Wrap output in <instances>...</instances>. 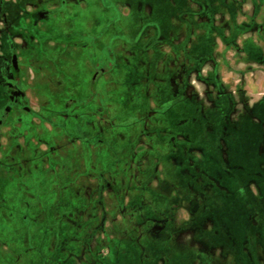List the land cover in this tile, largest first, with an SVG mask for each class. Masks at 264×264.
Instances as JSON below:
<instances>
[{
	"label": "rangeland",
	"instance_id": "374dc122",
	"mask_svg": "<svg viewBox=\"0 0 264 264\" xmlns=\"http://www.w3.org/2000/svg\"><path fill=\"white\" fill-rule=\"evenodd\" d=\"M27 1L2 13L28 110L0 128V264H264V0H230L228 35L222 0ZM202 64L248 87L174 98Z\"/></svg>",
	"mask_w": 264,
	"mask_h": 264
},
{
	"label": "crops",
	"instance_id": "0c3cea01",
	"mask_svg": "<svg viewBox=\"0 0 264 264\" xmlns=\"http://www.w3.org/2000/svg\"><path fill=\"white\" fill-rule=\"evenodd\" d=\"M211 5L216 6L217 9L227 10V11L223 12L224 15H227L226 17H227V24H228V28H226L222 31L225 35H228L227 29L229 31L230 20H232V24H235V21H237L236 19H237V16L239 15V13L237 15V10H239L240 8L245 9V10L248 8L251 9V7H252V6H250V5H252L250 3V1H247V2L245 1L240 6V4H238V2L230 1V0H222L221 2L215 1V2H212ZM215 13H216V11L214 12V14ZM248 18L251 19V16H249ZM199 19H200L199 21H201V22H204V20H205L204 16L200 17ZM212 20H214V18H212ZM218 24H219V22L215 21V25H218ZM181 26L182 27L180 29V36H179L178 40H184L185 39V34L183 33V30L185 32L188 29L187 24H182ZM202 26H203V24H202ZM194 30H199V31L201 30L203 38H204V35H208L207 30L204 29V27L202 29L191 28L190 32L194 33ZM220 35H221V33H220ZM199 53H203V54H201L202 57H206L207 56L206 53H208V52L201 50V52H199ZM208 56H209V54H208ZM216 66H218V67H216ZM182 68H183V65H180L179 67H176V68H173V67L170 68V72H171L170 76L172 77V80L174 81V85H173V88H174L173 92L174 93L172 96L174 98H177V96L181 95L186 100H188V96H186V95H187V89L189 87L187 84L188 83L187 80H188L190 74L199 73L201 75V77H203V75H205L203 77L204 79L202 82H200V81L196 82L197 85L195 87L198 89L201 88V86H202L201 84H203L204 86H208V83H210V86L212 88H216L217 86H219L220 88L221 87L226 88L225 86L228 85L229 86L228 88L232 89V88H241L237 85V82L242 81L241 80L242 77L244 76V78H245L246 75L248 74V72H250L249 70H247V71L243 70L245 68L237 67L235 64H232V65H220L219 64V65H212V66H208V65L204 66V64H202L201 67H199L198 69L197 68L193 69V66H190L186 70H183ZM184 68H185V66H184ZM155 80H159V79L156 78ZM185 81H186V83H184ZM230 87H232V88H230ZM246 87H248V86L245 85L241 89L243 91H245ZM176 103L177 102L173 103V105ZM196 119L197 118L194 117L191 120H196ZM203 121H205V117H204ZM200 122L203 125V122L202 121H200ZM204 129H205V126H204ZM177 137L181 138L182 135L181 134L174 135V139Z\"/></svg>",
	"mask_w": 264,
	"mask_h": 264
},
{
	"label": "flooded vegetation",
	"instance_id": "af4514ba",
	"mask_svg": "<svg viewBox=\"0 0 264 264\" xmlns=\"http://www.w3.org/2000/svg\"><path fill=\"white\" fill-rule=\"evenodd\" d=\"M36 3L37 2L28 3L27 0H0V42H1L0 46H3V48H5V50H7L8 53V57H7L8 61L4 60L5 65L0 70V89L3 90V93H1L0 95L3 101L8 100V103L0 108V128L4 126L7 116L16 106L18 108L22 107L25 110H28V108L25 105L24 106L17 105L18 103L21 102L20 100L22 99L18 88V84H19L18 80H20L21 78L20 74L22 72V64H21V60H19L20 50H18L19 52H17L16 47H14V49L11 50L9 48L10 44H7L8 38L5 35L8 32L9 26L8 25L5 26V23L3 22L2 13L6 12L7 14L8 12L10 13V11L17 12L19 8L18 5L20 4H21L20 7L24 4L25 7L23 8H27L26 6L29 5L31 6L30 8L44 10L45 6L38 7ZM5 46H9V47L6 48ZM13 55H16V67H14L12 63ZM99 72L100 71H96V73L94 74V79L98 76Z\"/></svg>",
	"mask_w": 264,
	"mask_h": 264
},
{
	"label": "water",
	"instance_id": "95a60500",
	"mask_svg": "<svg viewBox=\"0 0 264 264\" xmlns=\"http://www.w3.org/2000/svg\"><path fill=\"white\" fill-rule=\"evenodd\" d=\"M12 63H13V66L16 67V55H13Z\"/></svg>",
	"mask_w": 264,
	"mask_h": 264
}]
</instances>
